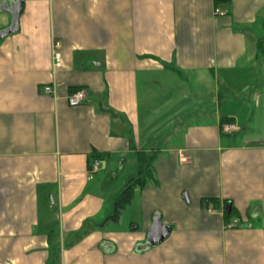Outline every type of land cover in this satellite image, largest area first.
Instances as JSON below:
<instances>
[{
  "label": "crops",
  "instance_id": "obj_1",
  "mask_svg": "<svg viewBox=\"0 0 264 264\" xmlns=\"http://www.w3.org/2000/svg\"><path fill=\"white\" fill-rule=\"evenodd\" d=\"M22 4L0 41V264H264V0ZM138 155L148 181L109 223ZM154 216L170 234L147 250Z\"/></svg>",
  "mask_w": 264,
  "mask_h": 264
},
{
  "label": "water",
  "instance_id": "obj_2",
  "mask_svg": "<svg viewBox=\"0 0 264 264\" xmlns=\"http://www.w3.org/2000/svg\"><path fill=\"white\" fill-rule=\"evenodd\" d=\"M22 0H12L2 2L0 4V13L6 14L10 17V24L7 28L0 30V41L5 37H8L18 30V19L22 11ZM170 229L162 225L160 218L154 216L152 219L151 226L146 235V249L155 248L163 243L169 236Z\"/></svg>",
  "mask_w": 264,
  "mask_h": 264
},
{
  "label": "trees",
  "instance_id": "obj_3",
  "mask_svg": "<svg viewBox=\"0 0 264 264\" xmlns=\"http://www.w3.org/2000/svg\"><path fill=\"white\" fill-rule=\"evenodd\" d=\"M138 166L137 170L127 183L122 187L119 194L116 196V198L113 201L112 205V212L108 219L109 223H116L119 215L124 210V208L129 204L133 191L137 189H142L147 181L148 177L151 173V164L153 161V156H144V155H138L137 156ZM214 203V202H213ZM233 209L230 208V212L227 214V217L232 215Z\"/></svg>",
  "mask_w": 264,
  "mask_h": 264
},
{
  "label": "built area",
  "instance_id": "obj_4",
  "mask_svg": "<svg viewBox=\"0 0 264 264\" xmlns=\"http://www.w3.org/2000/svg\"><path fill=\"white\" fill-rule=\"evenodd\" d=\"M215 14H223L216 10ZM60 44L58 42H53L51 46V66L52 70L55 71L60 67ZM43 94L47 96H51L52 98L56 97L55 86H44L42 89ZM85 92L83 90H77L70 94L67 98V104L69 107L74 108L82 105L85 102ZM180 163L188 164L189 158L187 156L180 155L179 156ZM99 164L97 161H94L92 164V171L96 172Z\"/></svg>",
  "mask_w": 264,
  "mask_h": 264
},
{
  "label": "rangeland",
  "instance_id": "obj_5",
  "mask_svg": "<svg viewBox=\"0 0 264 264\" xmlns=\"http://www.w3.org/2000/svg\"><path fill=\"white\" fill-rule=\"evenodd\" d=\"M8 21H9V16L6 15L5 13L4 14L0 13V28L2 27V24L3 23L8 24L9 23ZM252 36H255V35H252ZM262 36H263V34H262ZM255 37H256L255 39H258L257 36H255ZM260 37H261V35L259 36V38ZM251 40H252L251 38H248V43H250ZM248 47L249 48H252V44H250ZM249 81H250L249 83H252L255 86H259L258 91H260L261 93H264V90H262L264 88V78H261V77H258L257 76V77L252 78ZM248 94H249V92L248 93H240V94L238 92L237 94L233 93V96H235L236 99H240L241 98L242 100L243 99L250 100V97H249ZM230 95H232V93ZM228 97L230 98V99H228V101H230L232 99V97H230V96H228ZM247 102L249 103V101H247ZM221 104L222 105H220V109L222 111L223 110V107H224V105H223L224 102L221 103ZM202 109H206V110H209V111L216 110V108H215L214 105H212L210 108L209 107H206V108H202ZM240 114H241V112H240Z\"/></svg>",
  "mask_w": 264,
  "mask_h": 264
},
{
  "label": "flooded vegetation",
  "instance_id": "obj_6",
  "mask_svg": "<svg viewBox=\"0 0 264 264\" xmlns=\"http://www.w3.org/2000/svg\"><path fill=\"white\" fill-rule=\"evenodd\" d=\"M9 21H10V17H9ZM8 21V22H9ZM9 24H10V22L4 27V28H1L0 30H3V29H5V28H7L8 26H9Z\"/></svg>",
  "mask_w": 264,
  "mask_h": 264
}]
</instances>
